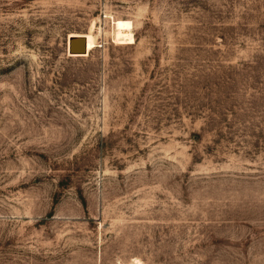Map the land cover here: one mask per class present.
<instances>
[{
	"label": "rangeland",
	"instance_id": "374dc122",
	"mask_svg": "<svg viewBox=\"0 0 264 264\" xmlns=\"http://www.w3.org/2000/svg\"><path fill=\"white\" fill-rule=\"evenodd\" d=\"M0 264H264V0H0Z\"/></svg>",
	"mask_w": 264,
	"mask_h": 264
},
{
	"label": "water",
	"instance_id": "95a60500",
	"mask_svg": "<svg viewBox=\"0 0 264 264\" xmlns=\"http://www.w3.org/2000/svg\"><path fill=\"white\" fill-rule=\"evenodd\" d=\"M67 52L72 55H81L87 52L86 37L83 34H74L68 37Z\"/></svg>",
	"mask_w": 264,
	"mask_h": 264
},
{
	"label": "bare ground",
	"instance_id": "6f19581e",
	"mask_svg": "<svg viewBox=\"0 0 264 264\" xmlns=\"http://www.w3.org/2000/svg\"><path fill=\"white\" fill-rule=\"evenodd\" d=\"M86 45H87V38H86ZM87 52H88V46H87ZM72 55H76V54H72ZM140 262V261H139Z\"/></svg>",
	"mask_w": 264,
	"mask_h": 264
}]
</instances>
